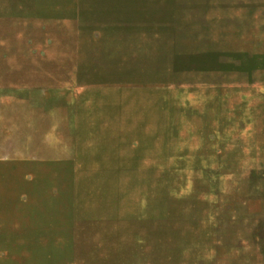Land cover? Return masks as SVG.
<instances>
[{
	"label": "rangeland",
	"instance_id": "obj_1",
	"mask_svg": "<svg viewBox=\"0 0 264 264\" xmlns=\"http://www.w3.org/2000/svg\"><path fill=\"white\" fill-rule=\"evenodd\" d=\"M0 264H264V0H0Z\"/></svg>",
	"mask_w": 264,
	"mask_h": 264
},
{
	"label": "bare ground",
	"instance_id": "obj_2",
	"mask_svg": "<svg viewBox=\"0 0 264 264\" xmlns=\"http://www.w3.org/2000/svg\"><path fill=\"white\" fill-rule=\"evenodd\" d=\"M74 1V0H73ZM75 3V2H74ZM80 12H82V11H80ZM75 16V15H74ZM74 18V17H73ZM76 18V17H75ZM90 89H92V88H90ZM37 103V102H36ZM23 107V106H22ZM16 110V109H15ZM14 110V111H15ZM17 112V111H16ZM16 112H15V114H16ZM22 112V111H21ZM15 121V120H14ZM15 123V122H14ZM18 124V123H17ZM16 125V124H15ZM18 126V125H17ZM16 126V127H17ZM19 129V128H18ZM15 131V130H14ZM17 132H19V131H17ZM89 132H91V131H89ZM16 134V133H15ZM18 134V133H17ZM21 134V133H20ZM91 135V134H90ZM16 136V135H15ZM94 137V136H93ZM93 137H91V138H93ZM20 138H21V136H20ZM9 142V141H8ZM17 142V141H16Z\"/></svg>",
	"mask_w": 264,
	"mask_h": 264
},
{
	"label": "water",
	"instance_id": "obj_3",
	"mask_svg": "<svg viewBox=\"0 0 264 264\" xmlns=\"http://www.w3.org/2000/svg\"><path fill=\"white\" fill-rule=\"evenodd\" d=\"M251 48V47H250Z\"/></svg>",
	"mask_w": 264,
	"mask_h": 264
}]
</instances>
